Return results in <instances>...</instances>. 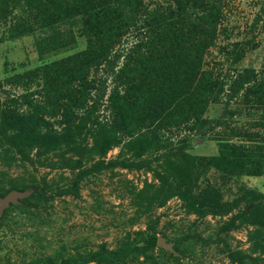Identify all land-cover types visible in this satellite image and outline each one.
Returning <instances> with one entry per match:
<instances>
[{"label":"rangeland","instance_id":"obj_1","mask_svg":"<svg viewBox=\"0 0 264 264\" xmlns=\"http://www.w3.org/2000/svg\"><path fill=\"white\" fill-rule=\"evenodd\" d=\"M106 1L113 6L100 10L47 0V18L39 15L47 26L0 42V104L13 110L0 116V199L18 192L0 214V264H78L149 234L175 246L180 260L158 247L120 264H264V174H254L264 171V106L234 86L247 70L264 76V0H191L183 13L175 0ZM220 4L221 16L211 17ZM11 8L0 37L16 16ZM157 25L152 53L133 51ZM91 33L121 42L103 41L109 59L88 67L97 61L81 55ZM85 69L84 91L76 79ZM195 69L208 74L177 113L202 111L203 83L218 100L200 121L173 126L182 119L173 112L164 128L152 122ZM33 129L47 132L40 145Z\"/></svg>","mask_w":264,"mask_h":264},{"label":"trees","instance_id":"obj_2","mask_svg":"<svg viewBox=\"0 0 264 264\" xmlns=\"http://www.w3.org/2000/svg\"><path fill=\"white\" fill-rule=\"evenodd\" d=\"M48 1H52V0H48ZM134 1L135 4L137 5L138 0H130V3ZM176 1V11H179V13H183L186 10H188V8H190L192 5L191 4V0H175ZM95 2V3H94ZM97 2H100L99 0H66L65 3H70L72 4L75 8H78V6L86 4L89 7H91L92 9H97L99 8L100 10H107L109 8H111L113 6V4H111L108 1H104L103 3H101L100 6H98ZM16 8L17 7V13L16 16L14 17L13 21H11L8 29H6L5 31H3L1 37H0V42L6 41V40H13L16 39L22 35H26V34H30L35 30V26L38 25H43L44 27L47 26V21L43 22V23H39L40 21V14H45L46 18H47V0H0V19H4L7 22V19L13 14L11 11V7ZM88 7V8H89ZM222 13V6L220 4V6H215V10L212 12V16H221ZM26 15H28V17H26ZM219 16V17H220ZM31 17V18H30ZM218 17V18H219ZM216 24H217V18L216 20L212 21V25H211V29H210V37H206V42H208L207 40L212 39L213 38V32L216 31ZM150 26V24L148 25ZM162 27L157 25V26H153L152 28H148L147 31H145V36H143L146 40H144L143 38H141L139 40V43L135 46L134 50L138 47V52L142 51L143 48L146 50L148 49V51H150L149 53H152L153 50V45H154V41L155 39L158 37L159 33L161 32ZM165 34V32L163 33ZM89 35V41L91 42V46L82 52L81 55L83 56H89L90 59L91 58H95L97 61L90 64L88 67L93 66V65H101L102 62L106 61L107 59H109L108 56H110L109 53L104 54L103 50H100L98 47L99 45H103V41H106L112 45H115L118 42H121V40H119L118 38L121 36L119 34H113L110 37H108L107 39H103L101 41H96V39L94 38V36H96L98 38V34H88ZM203 38V37H202ZM118 39V40H117ZM113 42V43H112ZM210 44V43H209ZM108 46V45H107ZM111 46V45H110ZM109 46V47H110ZM208 47V44L206 43L205 45L201 46L199 49V52L197 53V58L200 59L204 57L205 54V50ZM110 49V48H109ZM147 53V54H149ZM144 54V53H143ZM132 56L127 55V57ZM153 56L149 57L152 58ZM130 65L127 63L126 67H121L120 70H118L119 72L117 73V79L119 80L120 78H122L124 76V73L126 71V69H128ZM254 72V71H253ZM191 75L189 76L192 79V82L190 80L191 85L188 86V88L184 89V90H180L179 94L177 95V97L174 99V101L170 104L167 105L166 107H164V109H162V111H159L156 113V115L153 117V121L152 122H161L163 121L162 124V128L165 127V119H167L168 117H170V115L175 112L177 113L176 109L179 111L184 103V100L186 98L189 97V94H191L194 89H192V85L194 84L195 79L197 78V76H199V78H202L205 74H208L206 71L202 70L201 73L200 71H198V69L193 70V72L190 73ZM250 70H247V73H240L239 75L236 76V79L234 80V86L235 89L238 90H242L245 87V91L246 95L249 96L251 94H256L257 96V101L259 102V104H262L264 106V76L261 79H258V77H252L254 75H250ZM263 74H264V69H263ZM88 75H89V71L87 73V69H85L84 71H82L80 73V77H78L76 80L79 83V85L83 86L84 91L88 88H90V80L88 79ZM208 76V75H207ZM43 81H45V84L43 86V88L41 90H43L44 88H47V82L48 79L46 77L43 78ZM86 84H88L86 86ZM131 84V83H130ZM213 88L214 85H207V83H203L201 86L202 92L204 94L203 96V101L201 103V107H202V111L197 112V111H192V112H188L185 116L181 117L180 114L181 112H178L176 114V116H178L179 118L182 119H178V121L176 123L173 124V126H177L179 124H186L187 122H197L200 121V119L202 118V116L200 115L204 110H205V106L207 104V102L211 101V99L214 98V100L216 101V99L218 100V97H214L213 96ZM131 89V88H130ZM130 89H127V92L129 91V93H127V95L130 94ZM33 92V91H31ZM45 92V91H42ZM189 93V94H188ZM46 94V92H45ZM0 116L4 118H6L9 115L13 114V110H11L10 107L4 105V103L0 104ZM204 109V110H203ZM32 113H29L27 115V117H29ZM20 116H23V114H19ZM41 121L45 122V118L42 117ZM261 122L259 123V126L264 127V120H260ZM194 124V123H193ZM40 127V129H42L43 124L41 122H39V125H37V127ZM36 129L31 130L34 131ZM36 131L38 133H36L35 131L32 133H35V137H36V141L33 143H36L38 145H40V143H38L39 138H41L43 135H45L46 130L44 131V133ZM30 131H23L21 130V132L19 133V135L22 134H30ZM159 131L156 130V133H158ZM250 136V135H248ZM23 145L25 144H20L17 145L18 151L19 153H23L24 149H23ZM212 160H214V158H212ZM225 160L224 158H221V161ZM259 160H263V159H259ZM227 161V160H226ZM251 161V160H250ZM232 163V162H229ZM234 171H236V168L233 169ZM258 172H260L259 174L262 175L264 174L263 170L260 171H256L254 174H257ZM141 233V232H140ZM143 244L141 245L140 243L137 242H133L130 240L124 241L120 247L116 250H111L108 249L106 246H102L98 251H95L93 253L90 254L89 257H85L84 259H82L81 261H78V264H85L87 262L90 261H96L98 262V264H103V262L109 263V264H120V262H124L126 261L127 257L130 254H135V255H139V256H146L149 257V254L152 253L158 248V237L157 235L154 234H149L146 238L143 239ZM161 248V247H160ZM175 250L178 252V254H174L170 251V253H172V256L174 258H176L177 260H180L179 257V251L178 249L174 246ZM164 250V248H162ZM167 251V250H166ZM74 259H68L67 261H65L62 264H71L73 262ZM233 260H236V258H233Z\"/></svg>","mask_w":264,"mask_h":264},{"label":"water","instance_id":"obj_3","mask_svg":"<svg viewBox=\"0 0 264 264\" xmlns=\"http://www.w3.org/2000/svg\"><path fill=\"white\" fill-rule=\"evenodd\" d=\"M18 192L11 191L8 193L4 198L0 199V214L3 211V208L7 206L11 201H15V194ZM158 247L164 248L167 251H170L174 254H178V252L175 250L173 245L171 243L166 242V240L159 238L158 239Z\"/></svg>","mask_w":264,"mask_h":264}]
</instances>
